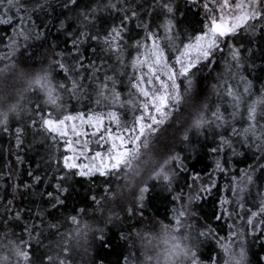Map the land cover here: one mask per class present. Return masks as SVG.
Segmentation results:
<instances>
[{
	"label": "trees",
	"instance_id": "1",
	"mask_svg": "<svg viewBox=\"0 0 264 264\" xmlns=\"http://www.w3.org/2000/svg\"><path fill=\"white\" fill-rule=\"evenodd\" d=\"M172 2L176 10L174 34L164 31L167 18L157 0H78L72 7H65V0H21L26 11L18 13L11 24L0 23V264H144L146 238L179 226L181 230L176 231L184 234L190 251L180 264H226L227 247L235 233L240 236L242 250L239 264H264V139L256 141L249 134L245 142L243 136L234 134L233 128L243 132L249 126L247 107L233 110L226 97L218 104L215 95L221 88L219 73L229 60L243 85L251 87L253 98L248 108L263 107L256 109V126L258 136L264 133L260 115L264 103H259L264 100V26L257 23L256 29H241L222 41L212 62L198 65L190 77L198 80L200 93L209 91V128L204 126L207 118L203 110L190 115L191 110L179 102L170 103L164 122L155 125L156 142L160 143L151 144L152 157L155 161L169 158L171 184L156 177L133 182L124 168L107 176L75 175V170L69 172L62 164L63 157L70 154L64 140L53 141L39 127L40 117L47 118L48 113L62 119L110 110L117 111L120 118V129L106 118L113 133L134 127L140 110L113 105L109 90L101 96L100 87L111 76L121 101H136L138 94L131 83L140 71L132 68V62L145 52L143 48L137 51L136 41H145L149 30L156 33L168 62L173 63L177 49L206 30L209 17L203 0ZM113 3L116 8L111 7ZM92 9L94 18L84 27L81 13ZM132 12L137 16L132 17ZM126 14L129 19L122 47L128 52L124 58L123 51L118 60L106 50L102 39H81L73 47V38H79L81 32L102 38L121 25ZM20 31L24 35H19ZM230 45L240 49L238 61L229 56ZM61 63L66 70L58 66ZM45 77L58 97L55 107L48 104V91L30 84ZM73 81L77 89H73ZM107 83L111 89L112 83ZM177 83L183 98L188 81L182 77ZM18 96L20 100L15 99ZM10 103L15 110H9ZM217 109L223 121L212 116ZM179 110L184 112V120L175 118ZM17 128L22 130L19 146ZM92 130L87 128L89 133ZM87 139L89 157L105 150L95 138ZM225 139L231 147L222 144ZM173 157L178 159L172 161ZM217 161L223 170L217 168ZM78 163L92 161L81 159ZM246 172L253 176L251 183L246 182ZM58 183L69 193L61 196L63 204L53 207L55 201L48 193L55 195ZM127 185L135 187L127 192ZM143 187L148 191L139 200ZM181 211L187 214L181 217Z\"/></svg>",
	"mask_w": 264,
	"mask_h": 264
},
{
	"label": "snow or ice",
	"instance_id": "2",
	"mask_svg": "<svg viewBox=\"0 0 264 264\" xmlns=\"http://www.w3.org/2000/svg\"><path fill=\"white\" fill-rule=\"evenodd\" d=\"M78 0H65V7H72L77 5ZM192 3H197V0H191ZM157 6L163 10L167 22L162 25L166 33L174 34L176 27L174 22L175 8L172 0H157ZM203 8L209 17L210 23L207 26V30L196 35L194 40L189 43H184L182 49H177L178 54L175 56L174 62L169 63L166 55L165 48L161 47L157 39V34L152 31H148V36L145 41H136L137 51L141 48L145 49V52L138 54L132 62V68L139 70V75H134L131 88L138 94V99L133 101L131 99L127 101H121V94L115 89V81L111 76L105 78L107 82H111L113 87L109 89L108 83L105 82L100 87V95L103 96L104 90L108 89L111 94V100L113 105H119L121 108L126 105L133 110H140V115L134 119V127L131 129H123L113 134V131L109 126H106V118L109 122L114 123L117 129H120V118L117 111H108L107 113L91 112L88 114L78 113L76 116L65 115L62 119L52 118V114L48 113L47 118L41 116L39 120V127L44 132L51 135V139L56 141L58 138L63 139L65 143V150L70 153L65 155L62 160L64 169L72 172L75 170V175L80 177H91L99 174L100 176H107L114 174L123 169L124 166H128L132 159H135L138 148L141 144L147 143L148 134L156 131L155 125L162 124L163 117L166 115L165 109L169 107L170 103H178L182 96L179 92V85L177 84V76L183 77L188 81L189 89H191L193 80L190 77L194 76V70L202 62H212V57L215 51L220 50L221 42L230 36H235L239 30L244 29L250 31V29H256L257 23L264 26V0H203ZM41 7V5H37ZM111 7L116 8L117 5L113 3ZM13 9L15 11H13ZM218 12L217 16L214 13ZM26 11L21 0H0V23L11 24L14 19L17 18L18 13ZM95 10L90 12H83L82 25L86 27L94 18ZM132 17H136L137 13L132 12ZM129 16L126 14L122 24L112 27L106 35L102 38L100 36H90L87 32H81L79 38H73V47H77L81 39H91L100 41L102 39L103 44L106 46V50L113 52L117 55V59L120 58V53L123 51L124 32L127 20ZM255 22V23H254ZM63 27V25H61ZM148 28V26H147ZM251 34H255V30H251ZM19 35H24L23 31L19 32ZM174 36V35H173ZM28 37H25L27 39ZM171 43H174L173 37H169ZM148 41L151 43L149 44ZM231 58L233 61H238L240 58V49L238 47L229 46ZM62 70L65 69L64 64L58 65ZM82 66V65H81ZM178 66V67H177ZM41 87H47L48 90V104L55 107L58 97L53 95L51 87L47 86V78L37 81ZM61 88L63 86H60ZM73 89H77V82L73 81ZM247 89L244 92L247 93ZM228 96L232 97L235 107L238 109L241 103L240 96H238L231 88L228 90ZM109 97H105L107 99ZM99 103V101H97ZM264 103V100L259 101ZM249 115V126L243 129V132H238L233 128V133L239 136H243L244 141L247 142L249 134L255 137L256 141L264 139V133L257 135L256 126V108L251 106L247 109ZM155 113V114H153ZM264 118V113L260 114ZM157 116L161 117L160 119ZM212 116L218 121H223V117L219 113V109L212 113ZM68 121H72L71 129L68 128ZM79 121V125L76 123ZM200 121L198 123H202ZM87 125L93 129L91 133L87 130L80 131L78 128H82ZM7 131V128L4 129ZM71 132V137L69 136ZM17 133V145H20L19 137L22 135L20 128L16 129ZM125 133H127L125 135ZM135 133V135H133ZM95 138V142L98 145H108L106 153L100 151L95 152L91 157L87 155L90 151V140L87 137ZM81 137H84L81 142ZM143 138V139H142ZM223 145L231 147L230 142L225 139L222 141ZM218 151V149H213ZM81 159H90L92 163L84 164L78 163ZM178 157L171 158L172 161L177 160ZM99 161V163H96ZM165 163H168L167 161ZM218 169L223 170V166L220 161L216 162ZM264 167V166H261ZM156 178L163 179L171 184V178L168 171L161 168L156 173ZM39 177L36 180L39 181ZM64 179V178H61ZM245 179L247 183L253 181L251 173H245ZM27 187V185L25 186ZM57 193H48V196L55 201L53 207L59 204H63L61 196H65L69 193V189L64 187L62 183L55 185ZM243 189H240L242 191ZM148 191L147 187L140 189L139 200H143L144 194ZM95 197L93 200L95 201ZM131 211V210H129ZM264 211V208L261 209ZM185 211L179 212V216H185ZM253 216L257 213H253ZM19 214H17V217ZM75 222V217H73ZM251 223V220H249ZM201 235H207V233H201ZM103 237L101 236V239ZM26 259L30 257H25ZM51 258L49 257V260ZM195 259V254H193Z\"/></svg>",
	"mask_w": 264,
	"mask_h": 264
},
{
	"label": "rangeland",
	"instance_id": "3",
	"mask_svg": "<svg viewBox=\"0 0 264 264\" xmlns=\"http://www.w3.org/2000/svg\"><path fill=\"white\" fill-rule=\"evenodd\" d=\"M214 13L217 16L219 15L218 12H215V9H214ZM209 23H210V20H208V25H209ZM206 30H207V28H206ZM129 50H130V48H129ZM127 52H128V49H123L124 54L122 53L121 58H124V56L127 55ZM229 56L231 57L230 51H229ZM202 63H205V62H202ZM202 63H201V65H202ZM230 63L231 62L228 60V62L225 64L223 70L219 73L218 77L220 79L221 88H219L215 92V95H216L217 99L219 100V101L218 100H216V101L218 104H220L221 102H223V100H224L223 98L226 97L225 101L229 102V106H230V108H233V110H243L246 107L248 109V105H250V98L251 97L253 98V96L250 94L251 87L248 84L243 85L242 79H241L242 77L236 71V66H232ZM180 78H182V77L177 76V82ZM2 84L3 85L5 84L4 81L2 82ZM30 84H34L33 86L37 85V87H39L45 93H46V91H48L47 87H41L40 84L37 83V81H36V83L32 81V82H30ZM120 84L124 85L121 82H120ZM47 86H48V82H47ZM186 88H187L186 93H185L184 97L179 101V103L182 104V106L185 108V110H187V111L191 110L189 112L190 115H191V113H194V110H197V112H200V110H203V115L205 116V118H207V123L204 126L209 128V91H204L203 93H200L199 82L197 79H195V81H193L191 89H189L188 83L186 85ZM229 88H231V90H233L238 96H240L241 103H240L238 109L235 107V103H234L232 97H231V99H229V96L227 94ZM245 88L248 90L247 93L244 92ZM15 99L20 100L21 97L18 96ZM17 100L15 101V103L17 102ZM12 103H10V105H8V106H10L9 110L10 109L15 110V108H16L15 105L11 106ZM217 103H215V104H217ZM255 105H257V104H255ZM201 108H203V109H201ZM255 108L258 110L263 109L262 106H257ZM124 111H126V110H124ZM129 111H131V110H129ZM183 113L184 112H181V110H179V113L176 114L175 118H177V116H178L184 120L183 117L185 115ZM187 114H188V112H187ZM198 117H200V116H198ZM196 118H194L192 120L193 125H195V123L197 122ZM72 123H73L72 121H69L67 123L70 128L72 126ZM76 123L79 125V121H76ZM174 125H175V123H174ZM87 128H89V127L87 125H85L82 128H78V130H81V131L87 130ZM113 134H115V133H113ZM126 134L127 133H125V135ZM156 134H157V131H155L154 133L148 134L147 143L141 144L139 146L135 159L131 160L130 165L123 167L125 169V171H127L128 176H130V179H132L133 182L136 179H139L141 182V180H143L144 178L146 179L147 177H150V178L156 177V173L159 172L161 168L165 169L166 166H167V171L169 172L168 164L165 163L166 161L167 162L169 161V158L163 157L164 159L161 158L160 160L155 161L152 157L150 146H151V144H153L157 141ZM133 135H135V133H133ZM152 140H153V142L151 143ZM158 143H160V142L158 141L154 145H156ZM104 145H105V150L100 151L102 153H106L107 149H108V145L107 144H104ZM96 163H99V161H96ZM149 171H151V172H149ZM129 185H132V184H129ZM129 185H127V192L130 190V188L135 187V186L130 187ZM123 188H124V186H123ZM135 192H137V194L139 192L137 187L135 188ZM196 192L197 191H195V193ZM121 193H122V191H121ZM195 193L193 195H195ZM189 200L190 199L188 198L187 202ZM176 229L181 230V226L177 227ZM176 229L173 231H170V232H166L165 230H162L159 235L146 238L147 239V243H146L147 254L143 258L144 264H180V263H182V260L185 258V256L187 255V253L189 251V246L187 244V241H186L184 234L180 231H176ZM232 238H233L232 242L230 244H228V247H227L228 257H227V263L226 264H239L241 252H242L240 245H239L240 236L238 233L237 234L235 233V235Z\"/></svg>",
	"mask_w": 264,
	"mask_h": 264
},
{
	"label": "bare ground",
	"instance_id": "4",
	"mask_svg": "<svg viewBox=\"0 0 264 264\" xmlns=\"http://www.w3.org/2000/svg\"><path fill=\"white\" fill-rule=\"evenodd\" d=\"M206 15V14H205ZM208 16V15H207ZM207 19V18H206ZM206 24V23H205Z\"/></svg>",
	"mask_w": 264,
	"mask_h": 264
}]
</instances>
